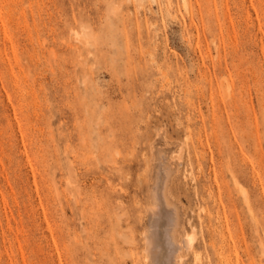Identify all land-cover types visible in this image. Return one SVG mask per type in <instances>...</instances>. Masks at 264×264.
I'll return each instance as SVG.
<instances>
[{
	"label": "rangeland",
	"instance_id": "rangeland-1",
	"mask_svg": "<svg viewBox=\"0 0 264 264\" xmlns=\"http://www.w3.org/2000/svg\"><path fill=\"white\" fill-rule=\"evenodd\" d=\"M159 185L264 264V0H0V264H147Z\"/></svg>",
	"mask_w": 264,
	"mask_h": 264
},
{
	"label": "bare ground",
	"instance_id": "bare-ground-1",
	"mask_svg": "<svg viewBox=\"0 0 264 264\" xmlns=\"http://www.w3.org/2000/svg\"><path fill=\"white\" fill-rule=\"evenodd\" d=\"M162 186L159 185L157 190L154 191V197L152 196L155 199V208L151 213L152 215H150L149 236L144 237L147 239V242L146 239L144 240V243H147V249L146 246L144 247V250L147 251L145 256L147 264H179L181 258L178 256L179 249L184 244L187 247L186 250H189L188 248L192 247L193 239L186 234H183L182 240L177 237L178 217L176 209L168 202Z\"/></svg>",
	"mask_w": 264,
	"mask_h": 264
}]
</instances>
